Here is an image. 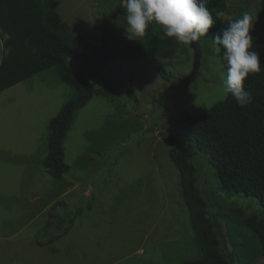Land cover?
<instances>
[{
    "label": "rangeland",
    "instance_id": "rangeland-1",
    "mask_svg": "<svg viewBox=\"0 0 264 264\" xmlns=\"http://www.w3.org/2000/svg\"><path fill=\"white\" fill-rule=\"evenodd\" d=\"M228 1V11L221 15L225 27L249 12L250 35L264 38V0ZM122 5L121 0H61V20L82 38L86 52L99 50L108 56V61L88 64L69 60L73 73L94 85V96L66 140V162L72 168L62 179L40 166L49 154L51 121L79 90L65 83L54 66L0 92V184L4 173L43 172L51 186L44 192V221L53 227L44 243L31 249L25 245L29 233L14 239L0 227V264H181L202 257L170 158L171 150L184 147L169 138L174 136L172 123L184 111L198 116L227 98L220 91L227 70L211 39L216 34L202 41L198 78L181 88L192 71V47L185 46L182 61L174 67L155 56L126 57L124 50L137 40L126 38ZM162 65L170 82L161 75ZM158 119L163 127L156 124ZM28 152L35 167L23 165L21 154ZM202 160L207 173L206 178L199 175V187L203 190L206 181L217 192L209 211L222 253L229 264H264L257 237L239 216L242 211L264 220V204L255 196L224 191L216 169ZM11 192L5 188L0 193V212L4 207L14 212L0 218L2 226L18 215L19 200ZM204 197L209 203L208 195ZM89 205L93 212L79 214ZM222 222L228 226L232 250Z\"/></svg>",
    "mask_w": 264,
    "mask_h": 264
},
{
    "label": "trees",
    "instance_id": "trees-1",
    "mask_svg": "<svg viewBox=\"0 0 264 264\" xmlns=\"http://www.w3.org/2000/svg\"><path fill=\"white\" fill-rule=\"evenodd\" d=\"M228 4V0H209L207 7L213 15L214 24L208 37H201V44L225 27L221 15L228 11ZM60 5L61 0H0V28L12 37L4 45L11 51L0 63V92L54 66L65 83L79 90V94L68 101L51 121L49 154L44 168L57 180L71 171L72 166L66 162L65 143L79 112L94 96V85L74 74L69 60L75 59L83 64L108 61L104 52H86L82 38L62 22L58 11ZM252 37V50L260 53L262 68L260 73L249 75L245 81V90L252 94V104L242 109L228 96L201 115L194 116L184 111L181 119L171 125L174 136L169 139L174 142L180 140L184 148L171 150L170 158L180 176L182 201L202 254L199 259L181 264H229L222 253L219 232L209 211L211 199L208 196V203L204 197L206 194L199 187L201 173L187 153V147L192 148L201 159L209 160L219 175L224 191L255 196L264 204V38ZM185 49L184 45L164 37L159 28L152 25L146 30L143 40L127 46L124 55L155 56L167 60L168 65L174 67V63L182 61ZM221 62L227 70L222 58ZM160 72L170 82L165 65L160 67ZM156 124L162 126V120L158 119ZM93 207H83L79 214L93 212ZM113 211L116 212V208ZM239 216L257 237L264 261V220L242 211H239Z\"/></svg>",
    "mask_w": 264,
    "mask_h": 264
},
{
    "label": "clouds",
    "instance_id": "clouds-1",
    "mask_svg": "<svg viewBox=\"0 0 264 264\" xmlns=\"http://www.w3.org/2000/svg\"><path fill=\"white\" fill-rule=\"evenodd\" d=\"M208 2L209 0H123L126 38L139 41L149 26L154 25L164 37L173 38L178 44H196L201 37H208L214 24L213 15L207 7ZM252 28V15L244 12L239 18L228 21L227 27L221 28L211 38L215 45L214 52L220 54L227 68L222 75L221 96H231L242 109L253 102L252 94L245 90L246 79L249 75L262 71L260 53L252 50ZM11 38L9 32L0 28V63L11 51L4 46Z\"/></svg>",
    "mask_w": 264,
    "mask_h": 264
},
{
    "label": "crops",
    "instance_id": "crops-1",
    "mask_svg": "<svg viewBox=\"0 0 264 264\" xmlns=\"http://www.w3.org/2000/svg\"><path fill=\"white\" fill-rule=\"evenodd\" d=\"M21 155L25 159V161L23 162L25 168L28 166H36L35 162L31 163L32 161L30 159L29 152L22 153ZM40 167L44 169L43 164H41ZM3 175L4 176L1 180L4 183L0 185L2 187H5L7 191L12 190V197L18 199L19 201L15 204V207H17L18 215L10 219L8 223H10L11 220L13 221L9 225L7 224L5 226H2V224H0V227H4V233L14 239L21 238L24 233H29V235L26 237V240L30 241H26L25 245L28 248L40 246L44 243L45 236H50L52 234L53 227H50L51 221H44L46 212L44 192L47 186H51L45 184V176L43 172H9L4 173ZM5 188H2L0 193L4 191ZM30 195L31 197L29 198ZM7 204L10 203L8 202ZM3 205L4 202H1L0 207H2ZM29 210L32 211L31 214L29 213ZM8 213L9 215L7 216ZM13 215L14 212L12 208L11 210H8L4 207L0 212V218L12 217ZM50 217L51 215L49 216V218ZM48 227H50V229ZM0 230L2 229L0 228ZM48 239L51 238L48 237Z\"/></svg>",
    "mask_w": 264,
    "mask_h": 264
},
{
    "label": "water",
    "instance_id": "water-1",
    "mask_svg": "<svg viewBox=\"0 0 264 264\" xmlns=\"http://www.w3.org/2000/svg\"><path fill=\"white\" fill-rule=\"evenodd\" d=\"M194 51V61H193V66H192V71L189 73L187 78L184 79L182 84L180 85L181 88H185L189 85H191L199 76L200 68H201V63H202V48L200 45V40L194 43L193 45H190ZM187 153L191 157V159L195 162L197 168L200 170L201 174L203 177L206 176V167L201 160V158L197 155V153L190 147L186 148ZM203 192L209 196L211 200H215V196L217 194L216 191L213 189L209 188L207 185V182H204L203 185ZM221 228H222V234L224 239L227 241V247L232 250L229 240V233H228V228L226 222L221 223Z\"/></svg>",
    "mask_w": 264,
    "mask_h": 264
}]
</instances>
